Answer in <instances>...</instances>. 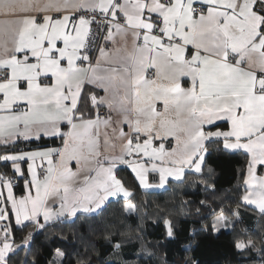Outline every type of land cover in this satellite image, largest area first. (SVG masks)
<instances>
[{
	"label": "snow or ice",
	"instance_id": "1",
	"mask_svg": "<svg viewBox=\"0 0 264 264\" xmlns=\"http://www.w3.org/2000/svg\"><path fill=\"white\" fill-rule=\"evenodd\" d=\"M45 137L60 146L19 149ZM212 152L245 156L240 202L264 220V0H0V166L12 171L0 173V264L20 252L39 264L36 231L94 219L110 198L137 212L121 165L144 189L187 172L215 192ZM200 203L213 219L191 228V244L242 222L238 208L230 218ZM233 246L256 250L250 237ZM70 257L57 248L49 264Z\"/></svg>",
	"mask_w": 264,
	"mask_h": 264
},
{
	"label": "trees",
	"instance_id": "2",
	"mask_svg": "<svg viewBox=\"0 0 264 264\" xmlns=\"http://www.w3.org/2000/svg\"><path fill=\"white\" fill-rule=\"evenodd\" d=\"M57 138L42 139L24 145V148L59 145ZM214 170L212 183L216 190H205L197 174L186 172L184 182L170 180L164 189L147 190L139 185L134 173L126 166L117 170L118 178L132 190V202L137 212L124 211L125 199H111L102 214L94 219H84L88 214H78L81 219H65L54 222L46 230L34 233V245H29L39 264H49L54 259V250L59 248L71 254L70 264L78 259H90V264H190L191 259L199 264H262L264 262V220L259 213L240 202L239 177L246 165L243 155H229L212 152L206 158ZM3 172L11 170L0 166ZM21 194L23 183L16 185ZM210 205L217 212L224 208L231 216L238 208L240 220L232 229L222 234L201 235L194 244L190 243V230L203 223H211ZM200 209L202 216L196 214ZM165 219H171L176 226V238H166ZM244 230V231H242ZM33 229L28 227L17 231L20 243ZM111 234L114 242L122 247L114 250L105 236ZM219 236V238H217ZM237 237H250L256 243V250L241 254L233 246ZM187 246V247H186ZM25 253L15 258V264H23Z\"/></svg>",
	"mask_w": 264,
	"mask_h": 264
},
{
	"label": "crops",
	"instance_id": "3",
	"mask_svg": "<svg viewBox=\"0 0 264 264\" xmlns=\"http://www.w3.org/2000/svg\"><path fill=\"white\" fill-rule=\"evenodd\" d=\"M99 94V93H98ZM86 111L88 110L87 108L85 109ZM125 131H127V127L125 126ZM43 139H50V138H48V137H45V138H43ZM31 142H33V141H31ZM37 142V141H36ZM27 143H29V142H25V143H21V144H19V149H21V150H24V151H32V150H37V149H39V148H43V147H59L60 146V143H59V145H54V144H51V145H48V146H39V147H31V148H24V145L25 144H27ZM122 166H126V167H128L127 165H121L119 168H121ZM22 167L23 168H27V165L26 164H24V165H22ZM118 168V169H119ZM129 168V167H128ZM117 169V170H118ZM130 170H131V168H129ZM0 173H4L3 172V170H1V168H0ZM9 176H11L12 175V171L11 170H9V171H7L6 172ZM27 174V173H26ZM134 175H135V173H134ZM149 180H150V182L151 183H157L158 182V177H157V175L156 174H154V173H152V174H150L149 175ZM170 180H172V179H170ZM21 181V183H23V181L22 180H20ZM167 186V185H166ZM165 186V187H166ZM158 189V188H157ZM156 188H152V190H157ZM15 192H16V188H15ZM17 194V193H16ZM17 195H20V194H17ZM116 198H123V196L122 197H115V198H110V200L109 201H111V199H116ZM248 208H252L253 209V207L252 206H247ZM256 211V210H255ZM257 212V211H256ZM258 213V212H257ZM69 219H73V218H69Z\"/></svg>",
	"mask_w": 264,
	"mask_h": 264
},
{
	"label": "rangeland",
	"instance_id": "4",
	"mask_svg": "<svg viewBox=\"0 0 264 264\" xmlns=\"http://www.w3.org/2000/svg\"><path fill=\"white\" fill-rule=\"evenodd\" d=\"M167 187V186H166ZM144 189V188H143ZM157 189V188H156ZM130 190V189H129ZM145 190V189H144ZM147 190H152V188H150V189H147ZM131 192H133L132 190H130ZM120 197H122V196H120ZM110 200V199H109ZM230 218H231V216H230ZM230 229H232V228H229V229H222V230H230Z\"/></svg>",
	"mask_w": 264,
	"mask_h": 264
}]
</instances>
